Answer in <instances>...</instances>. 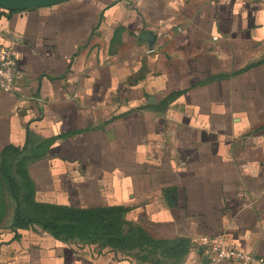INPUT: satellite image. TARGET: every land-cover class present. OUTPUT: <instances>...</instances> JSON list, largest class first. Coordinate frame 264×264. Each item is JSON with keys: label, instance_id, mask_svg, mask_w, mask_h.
I'll list each match as a JSON object with an SVG mask.
<instances>
[{"label": "crops", "instance_id": "crops-1", "mask_svg": "<svg viewBox=\"0 0 264 264\" xmlns=\"http://www.w3.org/2000/svg\"><path fill=\"white\" fill-rule=\"evenodd\" d=\"M0 45L20 71L0 90V264H196L198 235L264 260V0L0 7ZM4 157L36 203L120 208L140 241L16 225Z\"/></svg>", "mask_w": 264, "mask_h": 264}, {"label": "trees", "instance_id": "trees-1", "mask_svg": "<svg viewBox=\"0 0 264 264\" xmlns=\"http://www.w3.org/2000/svg\"><path fill=\"white\" fill-rule=\"evenodd\" d=\"M7 160L4 157L1 168L3 176L6 177L7 182L10 186L12 195L17 203L16 214H15V224L20 227H28L32 225H37L35 219L24 215L22 212V199L17 192H15V185L19 188L18 181H14L8 175ZM17 173L20 177L26 190H29V182L26 179L27 177L24 174V170L18 169ZM23 187V188H24ZM26 200V199H25ZM27 203H31L36 208L42 209L44 213L50 212L52 217L48 219H43L42 229L48 231L53 237L62 239L61 235L63 231L60 230V227L67 228L65 231L68 234H72L75 231L80 232L79 236L90 240L91 238L97 239V241L90 242L91 244H98L101 246L110 247L113 250H127L132 248V239L126 236V233L123 232L122 224V213L123 210L120 208H110V209H89V210H72L66 208H58L47 206L43 204L36 203L33 200L32 192L30 191V198L26 200ZM60 219H63L67 224L59 225ZM50 220V221H49ZM125 223V222H124ZM132 230H135L132 228ZM130 230L129 234H132ZM82 231V233H81ZM137 232V230H135ZM137 235L139 233L137 232ZM136 238V237H135ZM84 243H88L83 239ZM135 245V244H134Z\"/></svg>", "mask_w": 264, "mask_h": 264}, {"label": "built area", "instance_id": "built-area-1", "mask_svg": "<svg viewBox=\"0 0 264 264\" xmlns=\"http://www.w3.org/2000/svg\"><path fill=\"white\" fill-rule=\"evenodd\" d=\"M19 75L14 49L0 45V90L12 92ZM191 245L192 250L200 256L196 264H264L262 258L226 245L225 240L220 236H194L191 239Z\"/></svg>", "mask_w": 264, "mask_h": 264}, {"label": "rangeland", "instance_id": "rangeland-1", "mask_svg": "<svg viewBox=\"0 0 264 264\" xmlns=\"http://www.w3.org/2000/svg\"><path fill=\"white\" fill-rule=\"evenodd\" d=\"M6 163L8 164L11 162L8 160ZM23 187H24V185H23L22 181L19 183V188L17 187V185H15V187H14L15 192H17V194H19L21 196V199H22L21 200L22 201V212L24 213V215L35 219L37 225L42 227L41 221L44 218L48 219L49 217H52V215L50 214V212L44 213L41 211L42 209L37 208V207L35 208L33 204L27 203L26 200L30 198V191L26 190L25 187L24 188ZM62 224H67V222L64 221L63 219H60L59 225L61 226ZM122 229H123V232L126 233V236L128 238L130 237L132 239V241H133L132 246H134V244H137L140 241V236L137 235V232L135 230H132V226L123 222ZM60 230L63 231V234L61 235L62 240L81 242L84 239L88 243L93 242V241H97V239H95V238H91L90 240H87L86 238L80 237L79 236L80 232H78V231H75L72 234H68L65 232L68 230L67 228L60 227ZM130 230H132V232H131L132 234H129ZM81 233H82V231H81Z\"/></svg>", "mask_w": 264, "mask_h": 264}, {"label": "water", "instance_id": "water-1", "mask_svg": "<svg viewBox=\"0 0 264 264\" xmlns=\"http://www.w3.org/2000/svg\"><path fill=\"white\" fill-rule=\"evenodd\" d=\"M70 0H0V7L10 11H27L35 8L50 7ZM152 44L153 36L147 33L142 38Z\"/></svg>", "mask_w": 264, "mask_h": 264}]
</instances>
